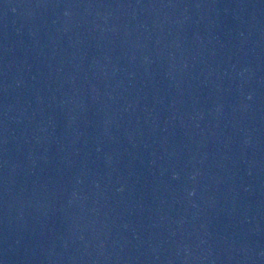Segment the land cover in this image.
I'll list each match as a JSON object with an SVG mask.
<instances>
[{
	"label": "water",
	"instance_id": "obj_1",
	"mask_svg": "<svg viewBox=\"0 0 264 264\" xmlns=\"http://www.w3.org/2000/svg\"><path fill=\"white\" fill-rule=\"evenodd\" d=\"M0 264H264V0H0Z\"/></svg>",
	"mask_w": 264,
	"mask_h": 264
}]
</instances>
